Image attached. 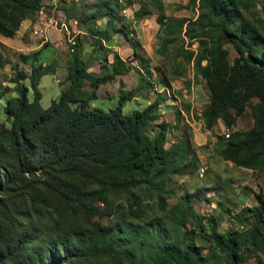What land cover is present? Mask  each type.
I'll return each mask as SVG.
<instances>
[{"label":"trees","instance_id":"16d2710c","mask_svg":"<svg viewBox=\"0 0 264 264\" xmlns=\"http://www.w3.org/2000/svg\"><path fill=\"white\" fill-rule=\"evenodd\" d=\"M189 1L198 7L194 18L165 14L162 0H141L132 16L138 21L156 10L155 21L164 28L160 53L181 35L196 42L194 48L180 45L173 52V75L185 74L188 64L192 79H203L208 98L196 117L207 129L218 119L230 127L249 110L252 124L217 136L216 153L233 165L264 172V33L259 18L254 22L243 14L254 0ZM116 2L62 0L65 16L79 28L68 43L67 83L48 105L40 104L38 79L52 71V64L37 61L38 50L27 54L29 72L17 71L11 88L0 81V98L6 95V123L0 122V264H241L251 248L256 264H264V191L254 193V204L232 212L244 232L233 227L218 231L213 221L208 228L199 224L196 232L207 242L208 253L180 229L190 212L184 196L164 218L139 221L150 208L149 198L165 209L173 193L171 175L198 168L199 158L187 126L176 138H167L177 126L159 119L157 94L141 108L122 110L125 100L141 96L155 81ZM39 5L40 0H0V35L13 36ZM100 18L102 26L96 22ZM117 31L131 44L137 65L111 50L108 71H89L94 43L101 41L102 47ZM85 33L92 43L83 57ZM225 42L231 45V59ZM177 56L184 57V64ZM132 67L139 72L138 83L117 94L114 106L90 105L100 83ZM155 78L160 86L170 85L162 74ZM184 85L189 87L190 78ZM9 89L13 93L8 95ZM217 206L230 213L228 205L223 208L218 201ZM165 220L177 237H169ZM215 251L224 262L212 259Z\"/></svg>","mask_w":264,"mask_h":264},{"label":"rangeland","instance_id":"374dc122","mask_svg":"<svg viewBox=\"0 0 264 264\" xmlns=\"http://www.w3.org/2000/svg\"><path fill=\"white\" fill-rule=\"evenodd\" d=\"M87 2L95 0H84ZM115 3L119 7L120 13L123 14L121 21L128 30L134 41L137 43L136 47L146 58L151 71L148 77L154 82L155 85L148 90L142 89L141 96L125 100L122 106L124 112H128L131 108H141L146 101H150L157 94L161 97L158 105L159 119L165 118L168 122L176 123L177 129L171 130L167 133V138H176L179 134L185 132L184 127H188V133L195 153L199 158L198 168L193 171H187L184 174L171 175L168 182V188L173 190V193L166 197L165 209L159 210L153 198H149L150 208L146 209L142 217L139 219L141 223L147 221L152 217H162L168 215L170 207L179 200L180 196H184L185 201L190 204V212L188 213L184 224L180 228L183 231H188V238L192 237L193 240L200 245L204 246L203 252L208 253L210 249L207 248V242L197 235V228L199 224H203L206 228L210 227L214 222V227L218 231L228 229L230 227L237 228L244 232L245 226L239 225L234 218L232 212L240 207L241 202H251L247 200L253 193L258 190L264 191V172H258L253 168L240 167L233 165L222 160L216 153L217 136L224 135L222 131L224 124L214 126L212 128L203 127L202 121L197 118L200 108L205 104L208 98L207 90L203 79L190 78L192 74L191 68L185 64V74L181 76H174L172 72L175 58L172 54L176 48L183 45L184 48H194L196 42L189 40L187 36L181 35L175 41L167 45V50L163 53L158 51V44L164 33V28L159 26L155 21L156 10L143 15L142 21H135L132 16V10L138 7L141 0H116ZM163 9L165 14L170 16H185L194 18L198 12L196 3H191L189 0H162ZM197 1V0H196ZM62 0H40V5L31 15L25 17L19 24L17 31L13 36L7 37L0 35V81L2 85L11 86L17 71L29 72L30 57L27 54L32 53L37 43H40L44 37L45 42L52 44L54 49L48 48L42 53H39L37 61H48L46 64H58V71L61 73L65 69L66 56L69 51L68 35L75 36L78 34V26L71 17H66L60 7ZM68 2V0H65ZM79 9L75 8L73 12H78ZM70 12V11H68ZM243 14L249 19L255 20L259 18L260 30L264 33V0H254V6L248 11H243ZM145 18V19H144ZM98 26H102L103 18L98 19ZM256 22V21H254ZM117 25L121 24L118 20L115 21ZM36 30V31H35ZM82 37L83 48L82 56L86 57L90 51L92 37L85 33ZM72 37V38H73ZM114 37H118L116 44L120 46L117 48L118 55L126 59V62L131 66H136L137 61L132 54V47L129 41H126L120 32H116ZM97 41L94 43L95 51L93 58L89 60V70L95 73H103L109 70V58L111 48L103 44L99 47ZM112 43V42H110ZM109 43V44H110ZM62 47L59 49V46ZM106 47H105V46ZM143 46V47H142ZM144 46L147 52H144ZM224 46L229 49L231 45L228 42ZM47 48V47H45ZM231 50V49H230ZM231 53L233 51L231 50ZM231 53H228V58L231 59ZM23 54L25 57H23ZM147 54V55H145ZM178 61L184 64V57L177 56ZM144 73V72H143ZM145 74V73H144ZM162 74L169 79V84L166 89L156 82V75ZM139 72L135 67L131 68L127 73L116 75L115 78L108 82H103L100 85L99 95L92 100L91 105L102 109H107L116 104L117 94L124 93L126 90L135 86L138 83ZM190 78V85L186 87L184 81ZM27 81L26 79L23 82ZM57 89V88H56ZM55 96L54 91H49ZM13 93L8 90L6 94ZM49 94L43 90L41 98V105L46 106L49 103ZM144 96V97H143ZM256 100L255 97H253ZM188 104V110L184 109V104ZM3 101L0 100V122H5L2 110ZM263 108V106H262ZM163 110L160 112V110ZM264 110V109H263ZM163 118V119H164ZM6 123V122H5ZM252 124V118L249 110L246 108L241 114L235 118V123L230 126V131L233 129H246ZM182 132V133H181ZM200 167L203 171H200ZM253 170H255L253 172ZM243 201H242V200ZM220 202L221 207L229 206V212H220L217 202ZM106 217H102L104 220ZM135 219H132L134 222ZM169 237H177L176 232L170 228V224L165 220ZM165 224V225H166ZM249 249V248H248ZM247 251V255L241 264H256L253 257L252 248ZM212 259L224 262L223 255L218 252H211Z\"/></svg>","mask_w":264,"mask_h":264},{"label":"crops","instance_id":"0c3cea01","mask_svg":"<svg viewBox=\"0 0 264 264\" xmlns=\"http://www.w3.org/2000/svg\"><path fill=\"white\" fill-rule=\"evenodd\" d=\"M145 19V18H144ZM138 21H144L143 20V18H141V19H139ZM116 34V32L114 33V35ZM114 35L112 36V38L109 40V41H104L103 42V44H105V45H107V47H110L112 50H116L117 48H119L120 46H118L117 44H116V42H114V40L115 41H117L118 40V37L116 38V37H114ZM44 40H46V37H44V39L40 42V43H37L35 46H33V47H31V48H34V49H36V50H38L39 51V53H42L44 50L46 51V49H48L49 47L50 48H52V49H54L53 48V46H51L52 44L50 43V44H48V43H46L45 45H43V42H45ZM110 42H112V43H110ZM110 43V44H109ZM104 45V46H105ZM45 47H47V48H45ZM59 47V49H61L62 47H60V45L58 46ZM106 47V46H105ZM143 47V46H142ZM144 52L145 53H149V52H147V50H146V47L144 46ZM231 48H229L228 50H229V53H231V50H230ZM117 51V50H116ZM231 54H233V53H231ZM145 55H147V54H145ZM39 60H40V58H39ZM48 61H45V60H41V63H47ZM88 70H89V67H88ZM90 71V70H89ZM91 72H93V71H91ZM65 73H66V68L64 69V71L63 72H59L58 71V64H55V65H52V71L51 72H47V73H44V74H42L40 77H39V79H38V88H39V90H40V104H41V98H42V96H43V90H45L50 96H49V101H50V99H52V98H54V97H56L57 95H58V93H59V91H60V89L64 86V85H66V83H67V81L65 80ZM95 73H96V71H95ZM99 74V73H98ZM190 78H192V74H190ZM114 79V78H113ZM113 79H111V80H113ZM110 80V81H111ZM191 80V79H190ZM105 82H108V80L107 81H105ZM102 83H100L99 85H98V87H97V89H96V94H97V96L95 97V98H97L98 97V95H99V89H100V85H101ZM57 88V89H56ZM84 88H87V86L85 85L84 86ZM54 89H55V96L53 97L52 95V93H50L49 91H54ZM5 97H6V95H3L1 98H0V100L1 101H3V103H4V99H5ZM94 98V99H95ZM132 98H135V97H132ZM93 99V100H94ZM131 99V98H130ZM147 102V101H146ZM90 103V105H91V103H92V100L89 102ZM48 105V104H47ZM2 106H3V104H2ZM43 107H45V106H43ZM161 111H163L162 109L160 110V112ZM196 113H199V112H196ZM3 116H4V113H3ZM164 118V117H163ZM162 118V119H163ZM164 120H166L165 118H164ZM220 125H223V123H222V121L220 120V119H218L217 121H216V123H214L213 124V126L212 127H214V126H220ZM211 127V128H212ZM207 131H208V129H207ZM223 160V159H222ZM224 161H226V162H228V163H231L230 161H228V160H224ZM255 170H253V172H254ZM251 195V199H250V197L249 198H247V200H249V201H251V202H241L239 205L240 206H242V205H251V204H254L255 202H256V199H255V197H252L253 196V193L252 194H250ZM242 200V199H241ZM243 201V200H242Z\"/></svg>","mask_w":264,"mask_h":264},{"label":"built area","instance_id":"2783aa9c","mask_svg":"<svg viewBox=\"0 0 264 264\" xmlns=\"http://www.w3.org/2000/svg\"><path fill=\"white\" fill-rule=\"evenodd\" d=\"M36 31V30H35ZM73 36H71V35H68L67 37H66V39H67V41L69 42V43H72L73 42V38H72ZM155 85V84H154ZM161 87H162V89H165L166 90V92H167V89H166V87L167 86H162L161 85ZM230 132V127H228V126H224V129H223V131H222V134L224 135V137H226L227 135H228V133ZM200 171H203V168L202 167H200Z\"/></svg>","mask_w":264,"mask_h":264}]
</instances>
